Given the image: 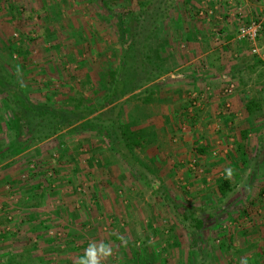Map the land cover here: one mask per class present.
<instances>
[{"label": "rangeland", "instance_id": "374dc122", "mask_svg": "<svg viewBox=\"0 0 264 264\" xmlns=\"http://www.w3.org/2000/svg\"><path fill=\"white\" fill-rule=\"evenodd\" d=\"M251 5L260 10L252 15ZM263 8L262 0H0V73L33 116L41 108L40 128L56 132L39 141L40 167L55 192L45 209L66 230L45 255L33 239L17 244L15 264H264V111H254L251 126L242 103L237 116L232 102L239 89L257 107L264 101V29L255 41L239 31L252 18L264 21ZM137 40L158 61L136 56L124 78L104 76L123 67L121 44ZM145 70L159 76L143 86ZM118 79L126 91L142 87L119 101ZM138 102L160 104L159 126L126 120ZM118 103L123 135L113 127ZM10 106L0 94V121L11 126ZM94 111L101 120L86 125ZM70 112L83 124L63 128ZM126 130L145 131L150 142L131 154ZM104 182L135 187L103 190Z\"/></svg>", "mask_w": 264, "mask_h": 264}, {"label": "crops", "instance_id": "0c3cea01", "mask_svg": "<svg viewBox=\"0 0 264 264\" xmlns=\"http://www.w3.org/2000/svg\"><path fill=\"white\" fill-rule=\"evenodd\" d=\"M249 10H253V15L254 12L260 10V8H256L255 6L251 5ZM245 11L249 13L248 9ZM261 11L263 12L264 8ZM186 12L189 13L188 10ZM200 13L203 17L204 13L202 11ZM213 13L215 14V17L218 19L221 28L224 31H227L230 28L229 26H232L233 29L236 28L232 23L229 25V23L224 20L225 15H223L221 11L219 15H217L219 12L215 13L214 11ZM238 13L239 12H237V14ZM202 17L200 16V18ZM197 26L198 27L196 28L201 30V25L199 23ZM188 27L191 28L192 25H188ZM193 28L194 27L191 29ZM233 29L230 28V31ZM233 31L235 32V30ZM229 38L231 37L229 36ZM199 40L201 41L202 38L200 37ZM232 40L233 38L230 41ZM260 47L264 49V45L262 43H259V48ZM262 52L264 53V51ZM262 87H264V84ZM259 93L264 95V90L259 91ZM249 98L250 95L241 93L240 89L233 96V109L235 112H237V116H243L247 110L246 104H248V101L250 100ZM262 102V105L258 106V110H256L257 112L264 111V101ZM240 103H242L243 109L246 110L243 111L241 109ZM159 110L160 104L158 102H152L150 105H145L138 102L127 107L125 117L126 120L132 117L131 120H136L137 122L140 121V128L145 126H153L156 128V126L160 125L159 118L162 116L159 114ZM257 112H252L251 114L247 110V114L249 115L248 122L251 126L254 125L256 120L254 117L252 118V116ZM8 124L9 123L7 122L5 123L4 121H0V151L5 152L8 150V152L5 153L6 157L2 159L0 158V264H15L14 260H11V258L15 252V249L17 248L16 247L14 249L17 244H25L28 243V241L32 242L33 239L34 244L39 242V247L37 245V251L44 253L45 255L48 242L54 243L56 246L61 245L63 243L62 235H66V230L63 229V226L61 227L60 223L62 218H57V216L47 213V210L45 209L46 205L47 208L51 206L50 203L51 200H53L51 198L55 196V192L53 191V187L51 188V185L47 184L46 182L47 178L45 169L40 167V164L43 165V161L45 160L43 158V154L46 151L44 149V144L41 145V142H39L40 144L33 147L29 146L26 149H22L21 152L15 151L21 147L23 139L17 141L21 136L18 137V135L15 134L13 128ZM5 125L8 126V132H5V129H7ZM3 130L5 133H2ZM56 142H58L57 139L52 140V143L55 144ZM33 155L36 156L34 158L38 159V163L36 165L37 168H34L35 164L31 163L33 161V159L31 160V157ZM56 171L57 169L54 170V172ZM35 181L36 183L32 185V182ZM118 183L120 186L117 187V189H131L135 187V185L131 186L132 184L126 183L122 185V183ZM116 185L113 184V182H104L101 184V189L103 188V190H105L108 187L114 189ZM32 186L33 190L38 193L34 197L30 192ZM99 187L100 186L98 185H92L91 188L99 191L97 194L100 197ZM48 197L49 200L47 201ZM70 206L72 207V204H70ZM68 211L71 210L69 209ZM16 238H19V241Z\"/></svg>", "mask_w": 264, "mask_h": 264}, {"label": "trees", "instance_id": "16d2710c", "mask_svg": "<svg viewBox=\"0 0 264 264\" xmlns=\"http://www.w3.org/2000/svg\"><path fill=\"white\" fill-rule=\"evenodd\" d=\"M139 18H141V17H139ZM119 36H121V31L119 33ZM122 36H123V33H122ZM130 43L131 44L124 42L121 44L122 53H123L122 54V60H124L123 61V67L119 70H116V71L107 70L104 73V76H108V78H110V79L111 78L115 79L116 76L120 73L122 78H124L123 73L127 69V62L126 61H129L131 58H136V56L138 59H140L139 57L141 56L142 58L143 57L149 58L150 61H158L157 59L155 60V59L150 58V56H148V55L144 56V54H143L144 52L142 49H140V42L138 40L134 41V42L132 41ZM133 51H134V53H135V51H139L141 53V55H134V56L130 55V53ZM1 70L3 72V69H1ZM147 76H148V79H146L147 80L146 82L142 83L143 86L147 85L148 83H152L153 81H155V78L158 77L159 74L155 75V73H152L150 71L148 72V70H145L144 77H147ZM6 77H9V75L0 73V94L4 97L6 105L10 106L12 104H15V107L14 108L12 107V109H11L12 112L14 113V119H15V121H14V123H12L11 127L15 126L17 129V133H18L16 135H18V137L21 136L20 139L17 141H20L21 139H23L21 147L16 149L15 151L21 152L22 149L28 148L30 146L31 142L37 141L39 143V141L42 138H44L45 135L50 136V137L55 136L56 135L55 131L54 132L47 131V133H46V131L44 129L40 128L42 126V121H43L41 113H39L41 111V108L39 109V112L35 113V116H33L32 112L30 113L31 109L29 108L30 106L28 105V103L24 104L26 99L24 98L22 90L19 89L18 86L16 84H13L10 80L8 81V84H7ZM135 77H138V75ZM107 82L111 84V80H109V81L107 80ZM122 82L123 81H121V79H118L116 82L115 90L113 89V92L116 91V93L118 94L119 101H121L123 99L127 100V96L130 97L131 94H134L135 92H137V90L139 88L142 87V86H140L138 88H132V90L126 91L124 89V84ZM138 83L139 82H137V84ZM34 106H36V108H37L36 104ZM116 106H117L118 111H116L117 112V114H116L117 118L115 117V119L113 121L114 122L113 127H115L116 129L118 128L119 134L123 135L125 128L129 130V127L127 126L128 125L127 123H123L122 121H120V123H119V116L121 114H123V112L121 113V110H123L122 109L123 108L122 103H118ZM246 106H247L246 108H247L248 112H250V113L258 110L257 103L252 99H250L248 101V104H246ZM95 112L96 111H94L93 113L88 112L85 114V117H88L86 119L87 120L86 125L91 124V122L88 121V120H90L89 118L91 116H93L92 120H93V118H97L96 120H101L100 119L101 113L98 112L99 114L97 113L98 114L97 115ZM70 114H71V115H69L70 121L64 120V125L62 126L63 128H69L70 126H72L74 124H78V123L83 124L85 118H76L74 116L75 113L73 114L72 112H70ZM8 125L10 126V124H8ZM90 126H93V125H90ZM27 128H28V131L26 130ZM87 129L88 130H94L93 128L92 129L87 128ZM128 130H126L128 132V135L132 134V133H130L131 131H128ZM145 133H146L145 131H143V132L140 131L138 134L134 133L135 136L132 134L134 136V138L128 145V148H129V151L131 154H133L136 149H142L144 147V145H146L147 143L150 142V140L147 139V137L149 135L147 136ZM27 135H29V136H27ZM7 152H8V150H6L5 152L0 151V158L1 159L5 158L6 157L5 153H7ZM9 154H10V152H9ZM146 183L148 185H150V187H153L154 190L157 189L158 185L152 186L151 182H146ZM229 187H230L229 182H227L225 184L223 183L222 185H220L219 190L223 195H225V193L227 192V188H229ZM168 205L172 206V204L170 202Z\"/></svg>", "mask_w": 264, "mask_h": 264}, {"label": "built area", "instance_id": "2783aa9c", "mask_svg": "<svg viewBox=\"0 0 264 264\" xmlns=\"http://www.w3.org/2000/svg\"><path fill=\"white\" fill-rule=\"evenodd\" d=\"M263 29H264V21H260L259 18H256V19L252 18L250 20V26H247L244 24L240 26V29H239L240 37L247 38L250 41H255Z\"/></svg>", "mask_w": 264, "mask_h": 264}]
</instances>
